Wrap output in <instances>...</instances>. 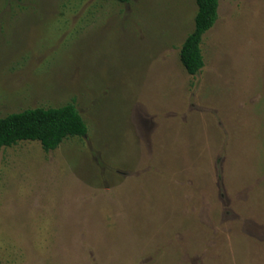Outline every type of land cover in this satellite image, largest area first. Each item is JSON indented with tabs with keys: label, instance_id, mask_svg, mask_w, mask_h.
Wrapping results in <instances>:
<instances>
[{
	"label": "rangeland",
	"instance_id": "1",
	"mask_svg": "<svg viewBox=\"0 0 264 264\" xmlns=\"http://www.w3.org/2000/svg\"><path fill=\"white\" fill-rule=\"evenodd\" d=\"M0 0V119L83 138L0 152V264H264V0Z\"/></svg>",
	"mask_w": 264,
	"mask_h": 264
},
{
	"label": "trees",
	"instance_id": "2",
	"mask_svg": "<svg viewBox=\"0 0 264 264\" xmlns=\"http://www.w3.org/2000/svg\"><path fill=\"white\" fill-rule=\"evenodd\" d=\"M115 1L125 4L133 0ZM194 1L198 7L195 30L186 39L180 56L183 67L191 76L199 75L204 68L203 39L217 24L220 8V0ZM87 133V125L73 105L27 110L0 119V152L21 142H37L49 153L68 138H83Z\"/></svg>",
	"mask_w": 264,
	"mask_h": 264
}]
</instances>
